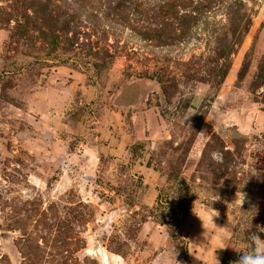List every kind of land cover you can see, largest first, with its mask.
I'll return each instance as SVG.
<instances>
[{
    "label": "rangeland",
    "instance_id": "obj_1",
    "mask_svg": "<svg viewBox=\"0 0 264 264\" xmlns=\"http://www.w3.org/2000/svg\"><path fill=\"white\" fill-rule=\"evenodd\" d=\"M261 241L264 0H0V264Z\"/></svg>",
    "mask_w": 264,
    "mask_h": 264
},
{
    "label": "clouds",
    "instance_id": "obj_2",
    "mask_svg": "<svg viewBox=\"0 0 264 264\" xmlns=\"http://www.w3.org/2000/svg\"><path fill=\"white\" fill-rule=\"evenodd\" d=\"M242 199L238 200L235 204L242 203L244 197L241 195ZM229 221L233 225L234 221L229 216ZM243 255L237 264H264V241L255 242L250 251H242Z\"/></svg>",
    "mask_w": 264,
    "mask_h": 264
}]
</instances>
